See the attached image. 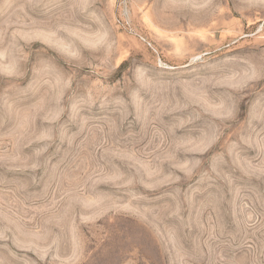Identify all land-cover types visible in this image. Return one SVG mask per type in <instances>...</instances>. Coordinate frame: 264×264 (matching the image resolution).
<instances>
[{"label":"rangeland","instance_id":"rangeland-1","mask_svg":"<svg viewBox=\"0 0 264 264\" xmlns=\"http://www.w3.org/2000/svg\"><path fill=\"white\" fill-rule=\"evenodd\" d=\"M0 264H264V0H0Z\"/></svg>","mask_w":264,"mask_h":264}]
</instances>
